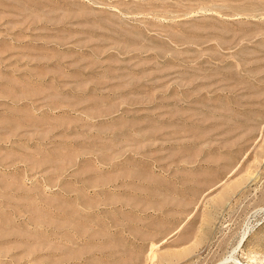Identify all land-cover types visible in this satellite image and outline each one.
Returning a JSON list of instances; mask_svg holds the SVG:
<instances>
[{
  "label": "rangeland",
  "instance_id": "obj_1",
  "mask_svg": "<svg viewBox=\"0 0 264 264\" xmlns=\"http://www.w3.org/2000/svg\"><path fill=\"white\" fill-rule=\"evenodd\" d=\"M229 257L264 264V0H0V264Z\"/></svg>",
  "mask_w": 264,
  "mask_h": 264
},
{
  "label": "bare ground",
  "instance_id": "obj_2",
  "mask_svg": "<svg viewBox=\"0 0 264 264\" xmlns=\"http://www.w3.org/2000/svg\"><path fill=\"white\" fill-rule=\"evenodd\" d=\"M249 229V228H248ZM246 230L245 231V233H244V237H246V235H247V233L249 232V230ZM232 257H229V258H226L224 261H222L221 263H219V264H225L226 263V261H228V260H230ZM233 260V259H232Z\"/></svg>",
  "mask_w": 264,
  "mask_h": 264
}]
</instances>
